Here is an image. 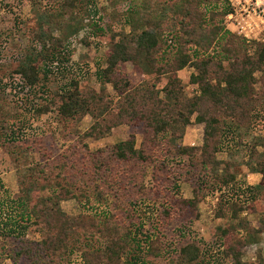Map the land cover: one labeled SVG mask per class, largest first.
<instances>
[{"label":"trees","instance_id":"1","mask_svg":"<svg viewBox=\"0 0 264 264\" xmlns=\"http://www.w3.org/2000/svg\"><path fill=\"white\" fill-rule=\"evenodd\" d=\"M118 1L124 6L120 15L126 18L130 30L128 33L111 31V43L104 53L105 67L98 72L103 88L100 91L81 89L79 81L71 78L45 105L35 108L34 117L52 111L68 131L67 136L89 140H99L125 128V137L116 143L113 151L106 153L99 148L90 154L98 175H110L115 163L143 160L150 149L161 144L166 149L152 156L161 160L163 167L169 159L165 155H175L176 166L178 161L186 159L182 172L190 175L189 179L198 172H204L206 177L210 175L207 186L211 189L194 188L190 198L164 196L156 224L151 223L152 231L143 233L142 224L120 225L101 211H107L106 206L110 207L112 201H105L97 186L92 192L90 185L87 187L88 213L70 216L62 210L60 202L80 200L84 196L82 189L74 186L73 179L68 180L61 171L60 175L50 172L47 176L19 173L11 213L0 223V264L2 261L73 264L76 258L80 264H151L159 257L165 264H200L205 258L203 249L195 241L180 246L173 245L171 240L168 242V226L176 219H196L201 200L212 189L222 191L236 179L228 163L217 172V154L224 144L225 126L234 130L244 128L261 103L254 88L257 82L254 73H264V44L257 45L249 55L245 41L224 29L222 21L232 11L227 0H143L142 5L138 0ZM205 1L211 5H202ZM59 9L56 13L61 20L58 22L54 14L44 15L45 26L34 34L37 57L27 58L15 71L23 93L40 86L41 78L56 75L52 66L60 64L61 54L67 52L65 39L88 26L85 22L90 18L88 5L81 6L78 0H62ZM214 42L217 47L210 48ZM190 43L197 49H188ZM209 48L211 53L206 55ZM127 64L151 74L152 78L131 87ZM187 66L194 69L190 82L198 88V95L190 98L185 95L178 76ZM106 84L111 85L112 93L104 88ZM21 101L19 97L17 102ZM84 117H89L92 123L79 133L77 128ZM7 118L0 113L1 147L18 140L12 129L15 122L8 123ZM192 123L203 125V143L199 147L180 143ZM252 149L255 153V148ZM3 150L8 153V148ZM254 155L248 159L247 166L250 172L261 175L254 193L264 203V156ZM254 201H231V222L215 228L220 251L218 264H249L243 261L242 248L258 242L264 222L253 227L240 215L254 213ZM217 214L223 215L220 211ZM176 232L183 240L186 238L178 227ZM32 234L37 239L28 241ZM11 237L15 239L10 240ZM251 264H264V257L258 254Z\"/></svg>","mask_w":264,"mask_h":264},{"label":"rangeland","instance_id":"2","mask_svg":"<svg viewBox=\"0 0 264 264\" xmlns=\"http://www.w3.org/2000/svg\"><path fill=\"white\" fill-rule=\"evenodd\" d=\"M137 2L139 5L143 4V0ZM61 3L62 0H0V113L8 117V123L15 122L12 129L15 132L14 136H18V140L13 141V144H6L5 147H1L0 138V181L2 183L0 223H3L6 215L11 213L12 198L17 196L19 173H30V175L37 173L38 176H47L50 172H59V175L61 173L66 175L68 180L73 179L74 186L80 187L84 195L80 200L68 199L60 202L66 214L76 216L80 213H88V204L85 201L89 194L87 187L90 185L89 189L92 192L97 186L102 198L107 202L112 201L110 207L106 206L107 211L101 210L106 212L112 221L120 225L136 227L142 224L143 233L152 231L150 224H156L161 211L159 205L163 203L164 196L190 198L193 189L197 187H200L201 191H208L211 189L210 185L207 186V183L211 182V180L208 181L210 175L206 177L203 176L204 172H198L189 179L190 175L182 172L187 160L178 161L176 166L178 158L165 153L164 155L169 159L163 167L161 160H156L152 156L155 152L159 154L162 153L161 150L166 149L161 144L156 148L157 151L150 149L143 160H134L129 164L115 163L110 175H98L99 173L94 169L96 162L90 154L99 148L106 153L113 151L116 143L125 137V128L102 139L89 140L82 139L81 136H67L68 131L59 120L57 121L52 111L41 117H34L35 108L45 105L47 100L59 92L65 84L67 85L71 78L79 81L81 89L90 88L100 91L103 88V82L98 72L105 67L103 59L111 43L109 39L112 36L111 31L116 33L124 30L128 33L130 30L125 22L126 18L120 15L124 6L118 0H78L81 6L86 4L90 9V18L85 19L88 26L78 34L65 39L67 52L61 54L60 64L55 63L52 66L56 75H49L47 79L41 78L40 86L23 93V90L19 89L20 84L16 79L15 71L25 64L27 58L37 57L33 46L34 34L41 26H45L44 15L54 14L58 22L61 20L57 15ZM209 4L211 5L210 1H205L202 5ZM200 11H204L202 6ZM80 16L83 17L84 14L81 12ZM226 25V17H224L222 21L224 29ZM231 29L234 28L231 27ZM58 34V32L55 33L56 36ZM178 35L180 36L181 33L178 32ZM240 38L248 45L249 55L254 53L257 45L264 44L253 40L247 42L245 38ZM187 47L197 49L192 43ZM213 47H217L216 42L210 46V48ZM210 48L206 50V55L211 53ZM126 66L131 87L141 85L152 78L151 74L140 72L131 64ZM192 73L194 69L190 66L178 73L183 84V91L189 98L198 95L197 86L190 82ZM254 78L257 79L254 88L260 95L261 103L244 128L234 130L229 129V125L225 126L222 136L224 144L221 152L217 154L219 161L217 172L220 173L223 165L228 163L231 170L235 172L236 179L222 191L212 189V192L199 203L196 219H176L168 226V242L171 240L173 245L180 246L189 241H195L200 245L205 253V258L200 264H218L220 251L214 236L215 228L231 222V201L256 200L254 213H242L240 217L248 220L253 227H259L264 222V203L257 200L254 193L259 178L247 176L249 171L247 162L251 155L264 156V73L256 71ZM163 82L162 79L161 83ZM104 88L112 93L110 84H106ZM19 97L22 98L21 102H17ZM91 123L89 117H84L77 128L79 133H83ZM180 143L183 146H201L203 125L190 124ZM3 148H8V153H5ZM252 148H255V153H252ZM41 169H44L43 173L40 172ZM201 180L204 181L203 184ZM106 181L110 182L111 187ZM157 199H159L158 202ZM219 211L223 214L221 217L217 216ZM183 225H187V228ZM7 227L9 229V225ZM177 227L185 232L184 240L180 234L177 235ZM14 239L11 237L10 240ZM36 239L37 236L32 234L27 240ZM257 243V245L249 244L242 248L243 261L251 264L256 261L258 254L264 257V231L258 236ZM1 264L11 263L2 261ZM73 264H80L79 259L76 258ZM151 264H165V261L162 257L154 258Z\"/></svg>","mask_w":264,"mask_h":264},{"label":"built area","instance_id":"3","mask_svg":"<svg viewBox=\"0 0 264 264\" xmlns=\"http://www.w3.org/2000/svg\"><path fill=\"white\" fill-rule=\"evenodd\" d=\"M232 11L226 15V29L247 42L264 43V0H227ZM233 27L234 29H231Z\"/></svg>","mask_w":264,"mask_h":264},{"label":"crops","instance_id":"4","mask_svg":"<svg viewBox=\"0 0 264 264\" xmlns=\"http://www.w3.org/2000/svg\"><path fill=\"white\" fill-rule=\"evenodd\" d=\"M249 175V177H252V176H257L258 178H259V180H258V182H257V184L256 185H258L259 184V181H260V179H261V175L259 174V173H253V172H250V171H248V174H247V176ZM254 244H258V243H254Z\"/></svg>","mask_w":264,"mask_h":264}]
</instances>
